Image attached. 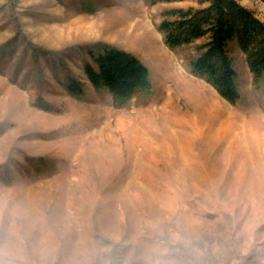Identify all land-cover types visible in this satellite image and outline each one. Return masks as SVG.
<instances>
[{
    "label": "rangeland",
    "instance_id": "1",
    "mask_svg": "<svg viewBox=\"0 0 264 264\" xmlns=\"http://www.w3.org/2000/svg\"><path fill=\"white\" fill-rule=\"evenodd\" d=\"M236 1L264 23L263 2ZM206 7L0 0V264H264V81L232 43L231 104L193 74L196 45L159 31ZM101 44L138 58L151 90H96L84 65Z\"/></svg>",
    "mask_w": 264,
    "mask_h": 264
},
{
    "label": "trees",
    "instance_id": "2",
    "mask_svg": "<svg viewBox=\"0 0 264 264\" xmlns=\"http://www.w3.org/2000/svg\"><path fill=\"white\" fill-rule=\"evenodd\" d=\"M157 1H196L200 6L208 4V7L199 10L167 11V19L161 23L159 31L170 49L196 45L191 70L214 87L223 99L235 104L240 97L237 72L230 54L232 43H236L244 53L255 79L264 81V23L253 11L236 0ZM260 1L264 3V0ZM87 52L92 59L84 65L88 80L96 90L108 91L118 104L151 90L149 69L132 54L104 44L88 48ZM69 83L68 90L72 95L83 96L81 83L73 80Z\"/></svg>",
    "mask_w": 264,
    "mask_h": 264
},
{
    "label": "bare ground",
    "instance_id": "3",
    "mask_svg": "<svg viewBox=\"0 0 264 264\" xmlns=\"http://www.w3.org/2000/svg\"><path fill=\"white\" fill-rule=\"evenodd\" d=\"M171 71V70H170ZM169 71V72H170ZM178 77V76H177ZM179 82H182V81H179ZM189 87H190V85H189ZM189 87H187L188 89H189ZM192 90V89H191ZM211 107H212V110H213V113H215V116L214 117H216V115H221V116H223L224 118H226V120H227V124H229V122H230V120H231V118H232V116H231V114L228 112V110L226 109L227 107H221L220 108V106L219 107H217V105H215V103H213L212 105H211ZM214 123L212 124V131L215 133V132H217L216 131V129H215V126H216V122H215V118H214Z\"/></svg>",
    "mask_w": 264,
    "mask_h": 264
}]
</instances>
